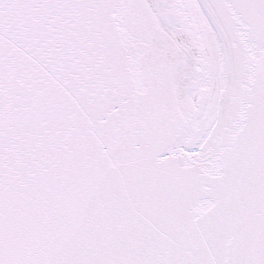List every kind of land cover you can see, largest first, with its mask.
I'll use <instances>...</instances> for the list:
<instances>
[{
    "label": "snow or ice",
    "instance_id": "snow-or-ice-1",
    "mask_svg": "<svg viewBox=\"0 0 264 264\" xmlns=\"http://www.w3.org/2000/svg\"><path fill=\"white\" fill-rule=\"evenodd\" d=\"M0 264H264V0H0Z\"/></svg>",
    "mask_w": 264,
    "mask_h": 264
}]
</instances>
